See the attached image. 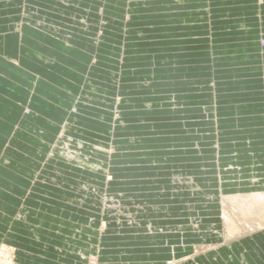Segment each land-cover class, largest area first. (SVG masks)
Returning a JSON list of instances; mask_svg holds the SVG:
<instances>
[{"label": "rangeland", "instance_id": "374dc122", "mask_svg": "<svg viewBox=\"0 0 264 264\" xmlns=\"http://www.w3.org/2000/svg\"><path fill=\"white\" fill-rule=\"evenodd\" d=\"M51 1L43 0L41 10L65 17L72 26V42L76 43L68 49L58 47L57 64L64 66L62 56H71L73 79L85 82L81 100L84 109L80 111L91 120L95 117L104 122L106 132L61 121L52 127L39 125L46 144L39 160L47 159L46 166L41 167L32 168L29 162L17 167V150L0 153V166L8 154L12 162L0 167V264H262L264 227L235 239L221 220L222 196L252 189L239 181L241 173L253 175L256 169L220 167L209 177L202 168L201 184L196 185L190 179L192 167L178 168V164L191 162L194 155L190 138L165 135L169 137L165 142L164 133L209 128L205 120H199L202 114L184 113L176 107L184 92L194 94L190 88L183 91L180 85L173 87L179 79L189 81L194 77L190 70H176L177 63L183 67L184 58H171V71L163 68L162 58L155 59L151 71L156 82L150 90L149 83L137 80L143 75L149 79L146 50L153 24L129 11L144 10L147 16L149 8L144 4L128 8L129 0H66V4L58 0L59 6ZM64 5L70 6L68 12L61 10ZM157 31L162 33L161 28ZM88 39L92 41L87 42L90 45L85 50L82 43ZM260 44L264 46V40ZM230 59L233 64H217L216 68L236 66V57ZM208 93L201 91L204 97ZM158 100L166 101L153 105L157 111L149 114V101ZM204 110L203 118H214V111ZM251 124L221 122L220 128L233 132ZM53 127L56 129H50ZM208 131L212 135H207L203 144L209 147L221 142L234 148L237 145L233 141L242 140L233 134L220 135L215 123ZM64 133L88 140V153L79 160L83 165L75 170L71 165L50 166L46 157L56 136L60 140ZM175 143L184 148L174 149ZM10 145L16 146L13 142ZM151 163L164 174L155 170L158 174L152 176ZM183 171L187 173L181 177ZM38 218H43L42 224Z\"/></svg>", "mask_w": 264, "mask_h": 264}, {"label": "crops", "instance_id": "0c3cea01", "mask_svg": "<svg viewBox=\"0 0 264 264\" xmlns=\"http://www.w3.org/2000/svg\"><path fill=\"white\" fill-rule=\"evenodd\" d=\"M53 1L59 6L58 0ZM128 3V8L142 7L139 4L148 7L147 16L144 10L129 12L132 16H141L140 19L145 16L153 24L146 50L149 51V79L143 75L137 80L149 83L150 90L156 82V75L151 71L156 66L155 59L162 58L163 68L171 71V58H184L183 67L177 63L176 70H190L194 77L189 81L179 79L173 82V87L180 85L183 91L190 88L194 94L184 92L176 107L184 113L202 114L199 120L207 122L208 130H212L215 123L220 135L242 137L241 143L233 141L237 145L234 148L221 142L209 147L203 144L207 135H212L208 130L164 133L165 142L169 139L165 135L180 134L190 138L194 155L191 162L178 164V168L192 167L190 179L196 185L201 184L202 168L205 176L220 167L256 169L253 175L241 173L239 183L252 188L244 193L264 191V46L260 44L264 40V0H129ZM42 6L43 0H0V153L17 150L20 156L17 167H24L26 162L32 168L46 166L47 159L39 160L42 150L46 149L44 130L39 125L52 127L61 121L79 124L86 130L92 128L98 133L106 132L104 122L95 117L91 120L90 115L81 112L85 82L73 79L71 56H62L64 66H58L55 58L58 47L68 49L76 44L72 42L70 22L63 16L42 11ZM69 8L64 5L61 10L68 12ZM157 28H161L162 33ZM90 40L82 43L85 50ZM231 57H236V66L216 68L217 64H233ZM140 85L137 87L141 88ZM202 90H209L208 95L202 96ZM165 101H149V107L152 106L149 114L157 111L153 105ZM203 108L214 111V118H203ZM26 109L30 110L29 114L25 113ZM240 121L252 124L237 127L233 132L221 131V122ZM29 130L38 133L33 135ZM81 134L84 137L85 133ZM63 138L57 140L56 136L50 154L46 155L50 166H82L79 160L88 153V140L72 133ZM12 142L16 146L10 145ZM173 148L181 151L184 147L175 143ZM203 155L206 157L202 158ZM10 157L8 154L1 166H10ZM149 169L153 170L152 176L155 170L164 174L156 163L149 164ZM184 173L180 176L184 177L187 172ZM151 175L149 181H152ZM42 222L43 218L39 219V223Z\"/></svg>", "mask_w": 264, "mask_h": 264}, {"label": "bare ground", "instance_id": "6f19581e", "mask_svg": "<svg viewBox=\"0 0 264 264\" xmlns=\"http://www.w3.org/2000/svg\"><path fill=\"white\" fill-rule=\"evenodd\" d=\"M138 4V3H137ZM177 8V7H176ZM69 25V24H68ZM128 32V31H127ZM68 33V32H67ZM82 38V37H81ZM80 38V39H81ZM90 43V42H89ZM122 88V87H121ZM124 88V87H123ZM121 91V90H120ZM157 92V91H156ZM155 92V93H156ZM148 99V98H147ZM191 99V98H190ZM129 100V99H128ZM133 102V101H132ZM129 108V107H128ZM119 114V113H118ZM73 116V115H72ZM123 118V117H122ZM125 119V118H124ZM116 121V120H115ZM118 122V121H117ZM200 122V121H199ZM116 124V123H115ZM112 126V125H111ZM126 127V126H125ZM124 127V129H125ZM128 127V126H127ZM118 129V128H117ZM116 131V130H115ZM129 131V130H128ZM120 133V132H117ZM126 133V132H124ZM65 134V133H64ZM124 135V134H123ZM120 136V135H119ZM116 138V137H115ZM64 139V138H63ZM76 140V139H75ZM71 143V142H70ZM73 143V142H72ZM65 145V144H63ZM79 147V146H78ZM96 147V146H95ZM107 147V146H106ZM74 148V147H73ZM89 149V148H88ZM100 149V148H98ZM130 149V148H129ZM201 151V150H200ZM56 152V151H55ZM54 152V154H55ZM68 152V151H67ZM87 153V152H85ZM111 153V152H110ZM109 153V154H110ZM100 154V153H99ZM80 156V155H79ZM82 156V155H81ZM91 156V155H90ZM93 156V155H92ZM99 156V155H98ZM102 156V155H101ZM134 156V155H133ZM96 157V156H95ZM53 158V157H51ZM100 158V157H99ZM103 158V157H102ZM124 158V157H123ZM216 158V157H215ZM90 159V158H89ZM101 159V158H100ZM126 159V158H125ZM214 159V158H212ZM60 160V159H59ZM64 160V159H63ZM92 160V159H91ZM104 160V159H103ZM106 161V160H104ZM122 161V160H121ZM120 161V162H121ZM126 161V160H125ZM219 161V160H218ZM50 162V161H49ZM58 162V161H57ZM112 162V160H111ZM119 162V161H117ZM104 163V162H103ZM106 163V162H105ZM214 163V162H213ZM212 163V164H213ZM59 164V163H58ZM108 164V163H107ZM205 165V164H204ZM208 166V165H206ZM220 166V165H219ZM103 167V166H102ZM209 167V166H208ZM214 167V166H213ZM75 170V168H73ZM72 169V170H73ZM219 169V168H218ZM103 170V169H102ZM213 170V169H212ZM77 171V170H76ZM99 171V170H98ZM97 171V172H98ZM104 172V171H103ZM108 173V172H107ZM218 173H220L218 171ZM103 174V173H101ZM215 174V173H214ZM101 176V175H100ZM83 177V176H82ZM210 177V176H209ZM98 178V176H97ZM102 178V177H101ZM100 178V179H101ZM259 179V178H258ZM195 180V179H194ZM207 180V179H206ZM213 180V179H212ZM214 182V181H212ZM198 187V186H197ZM16 188V187H15ZM200 191V190H199ZM215 197V196H214ZM202 198V197H201ZM121 201V200H120ZM196 203V202H195ZM121 206V205H120ZM72 207V206H71ZM103 207V206H102ZM108 207V206H107ZM197 208V207H196ZM41 209V208H40ZM221 209V208H220ZM43 210V209H42ZM144 210V209H143ZM75 211V210H74ZM118 211V210H117ZM137 211V210H136ZM141 211V210H140ZM107 213V212H106ZM111 213V212H110ZM109 213V214H110ZM195 213V212H194ZM39 214V213H38ZM163 214V213H162ZM212 214V213H211ZM214 214V213H213ZM221 214V213H220ZM123 215V214H121ZM142 215V214H141ZM192 215V214H191ZM185 216V215H184ZM196 216V215H195ZM136 218V217H135ZM159 218V217H158ZM28 219V218H27ZM128 219V218H127ZM139 219V218H137ZM141 219V218H140ZM165 219V218H164ZM212 219V218H211ZM210 219V221H211ZM130 220V219H129ZM208 220V219H207ZM228 234L236 238H243L258 228L264 227V191L248 193H233L222 196V218ZM112 222V221H111ZM207 222V221H206ZM218 222V221H217ZM155 224V223H154ZM115 225V224H114ZM159 225V224H158ZM142 226V225H141ZM220 226V225H219ZM112 227V226H111ZM116 227V226H115ZM150 227V226H149ZM223 228V227H222ZM136 229V228H135ZM122 230V229H121ZM260 230V229H259ZM126 232V230H123ZM106 233V232H105ZM175 235V234H174ZM188 235V234H187ZM188 237V236H187ZM192 237V234H191ZM209 245V244H208ZM214 245V244H213ZM171 247V246H170ZM6 248H4L5 250ZM188 249V248H187ZM218 249V248H217ZM165 250V249H164ZM167 250V249H166ZM213 251V250H212ZM217 251V250H216ZM162 252V251H160ZM8 253V252H7ZM5 254V253H4ZM173 254V253H172ZM178 254V253H177ZM151 255V254H150ZM198 255V254H197ZM152 256V255H151ZM150 256V257H151ZM179 255H177L178 258ZM174 257L175 254H174ZM183 257V256H182ZM7 259V258H6ZM174 259V258H173ZM184 260V259H183ZM182 260V261H183ZM195 260V259H194ZM196 261V260H195ZM12 262V261H11ZM99 262V261H98ZM186 262V261H183ZM180 263V262H179ZM194 263V262H193ZM184 264V263H183Z\"/></svg>", "mask_w": 264, "mask_h": 264}]
</instances>
